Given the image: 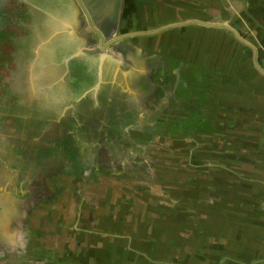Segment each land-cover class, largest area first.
<instances>
[{"label":"flooded vegetation","instance_id":"1","mask_svg":"<svg viewBox=\"0 0 264 264\" xmlns=\"http://www.w3.org/2000/svg\"><path fill=\"white\" fill-rule=\"evenodd\" d=\"M167 1L0 0V254L29 256L46 248L59 259V253H67L64 260L86 264V238L94 235L103 247L100 241L107 244L115 231L117 243L109 251L119 264H137L124 239L132 250L170 238L194 244L211 239V195L217 175H227L211 155L205 136L210 130L200 127L205 118L213 125L212 108L209 104L203 115L199 100H189L201 115L199 130L166 132L176 114L165 120L159 113L172 89L165 79L153 80L151 68L163 65V58L158 48L152 53L146 38L196 26L199 33L240 40L241 29L216 19L221 9L216 0H210L215 10L209 0H185L191 13L204 7L202 20L150 27L156 15L163 19L172 7L178 11L181 0H173V6ZM133 38L146 39L144 53L131 44ZM230 42L227 38V46ZM194 45L190 42V56L184 58L212 71ZM101 62L103 74H98ZM180 65L173 78L185 73L187 81H199L198 64ZM179 144L188 147L189 158L172 160V146ZM179 170L182 174H172ZM200 194L204 199L196 200ZM109 204L133 211L122 237L117 229L103 231L108 214L115 215L116 227L128 221L125 214L108 211ZM155 221H164L159 230Z\"/></svg>","mask_w":264,"mask_h":264},{"label":"crops","instance_id":"2","mask_svg":"<svg viewBox=\"0 0 264 264\" xmlns=\"http://www.w3.org/2000/svg\"><path fill=\"white\" fill-rule=\"evenodd\" d=\"M216 1L219 6L227 7L228 16L237 19L241 29L237 36L242 40L223 33L217 36L218 40L225 38V42L227 38L232 40L227 46L228 53L221 45L214 47L217 49H213L211 53H205L204 39L205 36L212 35V32L199 33L200 29L196 26L180 27L178 31L146 38L150 39L148 42H151V52L157 55L155 48H158L163 58V65L160 66L161 62L153 65L150 74L153 70L158 72L165 69L169 61H177L171 67L172 74L176 73L180 67V59L185 63L198 64L202 72L210 69L199 64L197 59L192 61L184 58L190 56L188 46L192 41H195L194 46H199L198 56L205 55L211 62L212 73L217 72L213 73L210 81L214 90L212 89L211 94L196 97L199 102H195L202 108L203 115L209 104L212 108V130L207 131L205 136L210 138L219 170L227 172L226 176L217 175V189L211 195V239L199 240L196 244L188 238L181 241L170 238L168 243L153 241L151 250L145 249L148 245L136 248L133 256L138 259L139 264L150 261L157 264H264V0H228V4L224 0ZM186 7L187 4L179 6L178 13L184 14H179L178 18H204V7L195 14H187ZM235 7L239 9L232 12L230 8ZM231 24L237 25L232 21ZM241 24L243 28L240 27ZM146 39L133 38L131 44L133 41L132 45L138 46L139 52L144 53ZM98 60L103 61L105 58L101 59L100 56ZM221 63L227 65L225 70L220 66ZM103 66L104 63L101 62L98 74H103ZM119 68L120 66L117 67ZM202 75L203 73L199 78H203ZM169 86L172 89L174 84L170 83ZM173 93L172 89L170 98ZM171 103L169 100L162 106L160 118L167 120L170 115H175ZM222 111H227L226 116ZM113 192L118 193L116 190ZM199 197L200 200L204 199L200 194L195 196L196 200ZM172 199L178 201L179 198ZM112 207L109 204V208ZM167 228L168 225L165 224L164 229L168 230ZM93 238L94 235L88 237L91 243L88 242L86 247L90 255L85 263L110 262L112 255L109 250L105 251L109 245L106 244L105 248L96 245ZM23 259L25 262H35L30 261L27 256H23ZM14 262L13 260L12 263ZM7 263L9 264L8 260H0V264Z\"/></svg>","mask_w":264,"mask_h":264},{"label":"rangeland","instance_id":"3","mask_svg":"<svg viewBox=\"0 0 264 264\" xmlns=\"http://www.w3.org/2000/svg\"><path fill=\"white\" fill-rule=\"evenodd\" d=\"M182 2H184L185 4H188L189 5V2H185V0H181ZM172 2H175L173 0H168L167 3H171L172 6L174 5ZM210 3H212L210 0H209ZM224 2H226L228 4V0H224ZM209 3V4H210ZM213 4L215 5L214 6V10L216 9V4L213 2L212 4H210V8L213 6ZM180 6V5H179ZM155 7V6H154ZM178 7V6H177ZM176 7V8H177ZM172 11H169L168 15L166 14V16L162 19L160 16L156 15L155 17L153 18H156L155 22L156 24L154 25H151L150 27H154V26H157V25H160L162 24L163 22H175V21H181L182 18H178L180 15H183L184 13L183 12H180L178 13V11L174 10V7H172ZM220 10H219V17H217L216 19L219 20V22H224L226 24H230L231 21L234 23H238L237 22V19H234L233 16H228V11L226 9H224L222 6H220ZM189 7H186V10H187V14L188 13H191L189 12ZM232 12L238 10L239 8L238 7H235V8H230ZM180 14V15H179ZM162 19V20H161ZM239 25V24H237ZM180 28V27H179ZM179 28H175L171 31H178ZM225 38L224 40L221 39V40H218L217 39V36L215 35H208L205 36V39H204V43L208 45V47L205 45V47H207L206 49H208V53H211L213 49H217V48H214V47H218L219 45H221L222 48H226V51H227V42H225ZM220 47V48H221ZM206 49H204L206 51ZM228 53V51H227ZM174 57H173V61H174ZM180 63H182V59L179 60V66L181 67ZM175 64H177V61H174V62H168L165 70L164 69H160L158 72L157 71H153L152 74V77H153V80H157V78H160V79H165L166 81V84L169 85L170 83H173L175 84L172 89H173V96L170 98L171 100V107H173V110L175 111V117L172 119V124L169 126L170 129H168L166 132H171V133H176V134H183L185 132V129L187 130H194V131H197L199 130V124L197 121H196V117H201V115L196 112V109H193L191 107V104L189 103V100H192V99H196V97H199L201 96V94H204L205 95V91H206V88L208 87V85L210 84V81H211V76L213 75L212 71L210 70H205L204 72H201L203 73V78H199V81L197 80H194V81H187L186 78H187V74H181L182 76L179 77V79H175L173 78L172 74H171V67L174 66ZM196 72H199L197 73L196 75L199 76L200 74V71L199 69L196 71ZM194 73V72H193ZM192 73V74H193ZM209 83V84H208ZM202 122V120H201ZM200 127L205 129V130H212V124L210 122V120H208V118H205L203 120V123L200 124ZM210 137V136H209ZM176 138V137H175ZM199 138H201V136H199ZM176 145V143H175ZM176 146H172V149L173 151L171 152V159L172 160H179L182 158L185 159V158H189V154L186 153V149L188 148H184L182 145L180 146V144L177 146L178 148H175ZM209 146L207 144H205V149H207ZM213 154L212 150H211V155ZM214 156H215V153H214ZM173 175H179V174H182V171L179 170L177 173L175 172H172ZM175 190V188H173ZM189 191H192L189 190ZM168 198V197H166ZM167 200V199H166ZM129 209L130 207H128V205H124V207H122L121 209H115L114 207H112L111 209H109L108 211H111V210H114L115 212L119 213V214H122L126 216V219H128L127 222H124V226H120V227H116L113 223L116 222L115 220V215L114 214H108L107 216V221H106V218L104 219L103 218V231H105L104 229L107 227L108 229H117L118 230V236H121L123 235V233H120V231L122 232H125L126 230V225L127 223H131L132 221H130L129 218H127V215L128 214H131V212L133 213L132 210H130L131 212H129ZM107 211V212H108ZM172 213H176V211L172 212ZM178 214V213H176ZM103 216H104V211H103ZM117 223V222H116ZM159 223H162L164 224V221H161V222H156L155 221V228L156 230H159V228H161V226H159ZM119 224V223H117ZM107 225V226H106ZM113 233H116L115 231L114 232H111L109 234V240L107 242V245H111L113 246L114 244L116 245V239H115V234ZM125 235V234H124ZM104 236V235H103ZM114 236V242H112V237ZM81 238L84 239V236H81ZM85 241V240H84ZM93 241V239H92ZM91 241L86 238V243H88ZM100 243H102L103 245L106 246V243L101 240ZM151 244L148 245V247H145V249H149L151 250L152 249V242H150ZM123 244L125 248H129L130 251H133V253L136 251L135 250H132V247H131V242L128 244L126 242V240L124 239L123 240ZM105 246H103V248H105ZM110 247H107L105 249V251H108L110 250L109 249ZM6 250V249H4ZM139 250V249H138ZM137 250V251H138ZM5 252V251H3ZM109 253L112 255L111 251H109ZM132 253V254H133ZM67 253H59L60 255V259L57 258L54 254H51V252L46 249V248H37L36 251H35V255H29L27 256L28 258H32L33 260H37L35 262H25V259H23V255H12L8 252V250H6L5 253H2L0 254V257L2 258L3 256H6V259L8 260L9 264H80L78 262H68V260H64L65 257L69 258L68 255H66ZM15 256H22V257H19L18 259L15 257ZM112 257V260L106 264H119L121 263V260L120 259H116V255L115 256H111ZM128 259V258H127ZM15 261L14 263H12V261ZM135 260H137V264H138V259L135 258ZM151 264H157V263H154L152 261H150ZM8 264V263H7ZM87 264V263H86ZM105 264V263H103ZM123 264H125L123 262ZM126 264H132L131 261H127ZM134 264H136L134 262Z\"/></svg>","mask_w":264,"mask_h":264},{"label":"water","instance_id":"4","mask_svg":"<svg viewBox=\"0 0 264 264\" xmlns=\"http://www.w3.org/2000/svg\"><path fill=\"white\" fill-rule=\"evenodd\" d=\"M182 4V1H179V5H181Z\"/></svg>","mask_w":264,"mask_h":264}]
</instances>
